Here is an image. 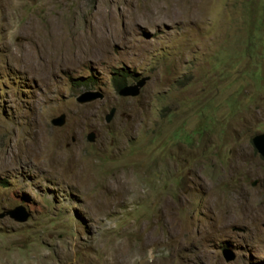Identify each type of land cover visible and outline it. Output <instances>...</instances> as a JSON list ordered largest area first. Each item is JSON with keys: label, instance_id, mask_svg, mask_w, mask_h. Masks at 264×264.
<instances>
[{"label": "rangeland", "instance_id": "obj_1", "mask_svg": "<svg viewBox=\"0 0 264 264\" xmlns=\"http://www.w3.org/2000/svg\"><path fill=\"white\" fill-rule=\"evenodd\" d=\"M262 132L264 0H0V264H264Z\"/></svg>", "mask_w": 264, "mask_h": 264}, {"label": "water", "instance_id": "obj_2", "mask_svg": "<svg viewBox=\"0 0 264 264\" xmlns=\"http://www.w3.org/2000/svg\"><path fill=\"white\" fill-rule=\"evenodd\" d=\"M144 83V79L137 81L135 84H126L119 89V94L123 96H135L138 93V88ZM103 93L99 90H85L81 92L77 97L76 100L80 103L90 102L97 98H102ZM114 112V108L111 109L110 113L106 116V121H108ZM63 115L58 118H54L52 123L54 125H61L63 122ZM95 133L94 131H90L87 134L88 141H94ZM252 144L256 151L264 157V132L255 134L252 137ZM255 185V182L252 183ZM4 216H9L13 220L17 222H24L27 220L29 216V212L25 211L22 207H15L12 209H6L0 212V218ZM224 257L227 261L232 260L235 258V254L230 249L223 250Z\"/></svg>", "mask_w": 264, "mask_h": 264}, {"label": "trees", "instance_id": "obj_3", "mask_svg": "<svg viewBox=\"0 0 264 264\" xmlns=\"http://www.w3.org/2000/svg\"><path fill=\"white\" fill-rule=\"evenodd\" d=\"M117 75H118V77H121V75L123 76V80H121L122 82H120V80H117L118 83L115 85V88L117 90H119L122 86L127 84L125 81V78L134 77L133 74H131L130 72H124L123 74L121 73V74H117ZM115 79H116V77L114 76V82H116Z\"/></svg>", "mask_w": 264, "mask_h": 264}, {"label": "bare ground", "instance_id": "obj_4", "mask_svg": "<svg viewBox=\"0 0 264 264\" xmlns=\"http://www.w3.org/2000/svg\"><path fill=\"white\" fill-rule=\"evenodd\" d=\"M106 10V9H105ZM111 12V11H110ZM106 14V13H105ZM111 14V13H110ZM104 15V14H103ZM110 16V15H109ZM104 19V18H103ZM107 20V19H106ZM112 20V19H111ZM104 21V20H103ZM107 22V21H106ZM103 23V22H102Z\"/></svg>", "mask_w": 264, "mask_h": 264}]
</instances>
